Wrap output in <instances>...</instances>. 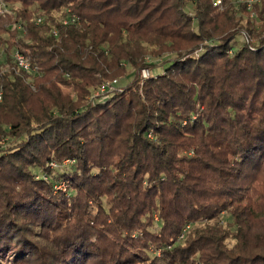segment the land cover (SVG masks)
<instances>
[{"label": "trees", "instance_id": "16d2710c", "mask_svg": "<svg viewBox=\"0 0 264 264\" xmlns=\"http://www.w3.org/2000/svg\"><path fill=\"white\" fill-rule=\"evenodd\" d=\"M0 2V58L19 48L40 68L29 80L0 61V264L5 255L20 264H154L142 219L157 211L155 240L172 245L166 264H264V0L251 10L222 0L218 13L214 0ZM69 13L78 23L63 24ZM164 51L174 57L141 85L139 72L155 69L146 55ZM126 63L132 85L92 99ZM190 146L195 155H179ZM64 158L78 163L50 167ZM61 181L77 195L54 192ZM90 201L111 213L121 241L91 240L101 237ZM34 224L52 228V240L34 236ZM136 228L146 242L126 248Z\"/></svg>", "mask_w": 264, "mask_h": 264}, {"label": "rangeland", "instance_id": "374dc122", "mask_svg": "<svg viewBox=\"0 0 264 264\" xmlns=\"http://www.w3.org/2000/svg\"><path fill=\"white\" fill-rule=\"evenodd\" d=\"M235 4L237 5L239 2H241V0H234ZM19 5H16V7ZM188 10L192 11L193 9V5L192 3L188 4ZM221 9L217 8L216 9V13L220 12ZM243 37L239 36L237 38V40L239 41V43H241L243 41ZM200 50V49H199ZM202 53V52H201ZM153 53H149L146 55V62L148 64H155V69L152 70V68L150 66H145L146 68H143L141 70V72H139V75H141V85L144 84V82L151 78V77H157L159 72L163 70L164 65L168 62V60L170 58L174 57V54L170 53L169 51H164L159 53V55L153 56ZM126 65V71L123 72L118 79H108L106 81V85L104 87V85L100 88L97 89H93L92 91V95L91 98L95 99V98H99L98 95L102 94V92L104 90H109V92L107 94L114 95V92L116 93V91L121 90L122 88H127L129 85H132L133 82L132 79L134 77L135 71L132 68V66L128 63L125 64ZM136 78V77H135ZM65 91H70L69 88L64 87ZM90 98V99H91ZM193 118H196V115H193ZM186 123V120L184 121V124ZM151 135V134H150ZM121 140V138H118ZM11 144L10 141H5L3 143V148H6L7 146H9ZM191 148H186V149H182L179 153V155H195V152L193 151L194 146H190ZM78 163V161H76L75 159L72 158H64L63 160H61L60 162H52L50 163V167L51 168H64V169H69V167L71 166H76ZM45 179L48 178V176L45 174L44 175ZM146 184V182H145ZM248 190V189H247ZM56 191H62L64 193H66L68 196L70 195H77V192L74 189V183L70 182L67 183L66 181H61V182H57L54 186V192ZM248 193L251 194V190L247 191ZM104 205L106 206V202H107V198H104ZM90 204L87 207V211L89 212V216L94 219V225L95 227H97V232L99 233V236L101 238H98V236H93L92 237V241H94L95 243H103L101 245L104 246H109L112 245L115 242H118L119 240L121 241V238L119 237V231H117L118 229L116 228L114 222L111 221L112 216L111 213L108 214H104V213H99L100 209L97 206L96 202H89ZM245 203V202H244ZM159 212L157 211L154 215V218L151 219L150 217H144L143 216V226L144 228H147V231H150L151 233H153L152 235H150V237H153V241L150 244V247L147 249V253L149 254V257L155 258V263L154 264H166L165 261L162 259L163 256V250L166 248H172V245H168V246H160L159 240H155L156 239V235H157V231L160 229L161 225H162V220L159 217ZM101 215L102 219H99V221L96 219V216ZM218 219L220 220L221 224H223L225 227H227L229 229V232L231 234H234V231L236 229V226L233 223V219L232 216L230 215V211H221L218 213ZM190 228V225L187 224L182 232L178 235V237H176V239L174 240L175 244H182L186 237H187V233L188 230ZM52 228H44L42 225H37L34 224V233L37 235L34 236H38L40 237L42 240H45L46 242H50L54 236V232L52 231ZM33 233V234H34ZM144 236V232L142 229V232H140L138 230V228H136L134 231H132L131 233V237L134 239H130L128 242V245L126 246V248H129L130 245L135 244V245H142V243L146 242V239L141 240L140 238H142ZM105 237H107L108 239H106ZM97 240L99 242H97ZM143 241V242H142ZM228 244L230 246H232L235 243V240L230 237V239L227 240ZM135 252H139L141 253V255L146 256L145 253H142L141 250H134ZM3 264H20L18 261L13 262L11 259V256L9 255H5L2 258ZM83 264H86L85 261H83Z\"/></svg>", "mask_w": 264, "mask_h": 264}, {"label": "built area", "instance_id": "2783aa9c", "mask_svg": "<svg viewBox=\"0 0 264 264\" xmlns=\"http://www.w3.org/2000/svg\"><path fill=\"white\" fill-rule=\"evenodd\" d=\"M215 5L218 8H222V0H214ZM256 0H241V2H246L248 10H251L253 7V3ZM7 8L3 5L2 2H0V13H6ZM251 16H253V12H251ZM79 17L75 13H69L64 19L63 24L64 25H73L78 23ZM44 22V17L40 16L36 18L37 24H42ZM19 28H23L21 25H19ZM53 34L55 36L58 35V30H53ZM10 59V60H8ZM1 62L6 63V65H9V67H12L16 71H22L28 75V79H33L34 76L39 75L40 68L39 65L33 63V61L30 59V57L25 54L21 49L14 48L9 56L3 55L0 58ZM9 61V62H7ZM3 99V88L0 86V101Z\"/></svg>", "mask_w": 264, "mask_h": 264}]
</instances>
